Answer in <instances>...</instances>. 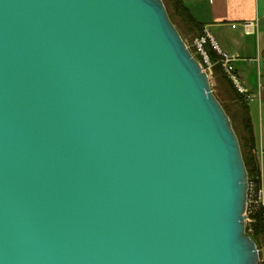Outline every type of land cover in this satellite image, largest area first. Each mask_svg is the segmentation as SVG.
Segmentation results:
<instances>
[{
	"label": "water",
	"instance_id": "obj_1",
	"mask_svg": "<svg viewBox=\"0 0 264 264\" xmlns=\"http://www.w3.org/2000/svg\"><path fill=\"white\" fill-rule=\"evenodd\" d=\"M163 0H0V264H261L249 178Z\"/></svg>",
	"mask_w": 264,
	"mask_h": 264
},
{
	"label": "crops",
	"instance_id": "obj_2",
	"mask_svg": "<svg viewBox=\"0 0 264 264\" xmlns=\"http://www.w3.org/2000/svg\"><path fill=\"white\" fill-rule=\"evenodd\" d=\"M185 5L221 52L237 59L232 67L247 91L243 96L254 125L264 188V0H188ZM246 23L254 26L250 34L242 27Z\"/></svg>",
	"mask_w": 264,
	"mask_h": 264
},
{
	"label": "trees",
	"instance_id": "obj_3",
	"mask_svg": "<svg viewBox=\"0 0 264 264\" xmlns=\"http://www.w3.org/2000/svg\"><path fill=\"white\" fill-rule=\"evenodd\" d=\"M185 0H172V8L173 12L176 18H181L184 23L188 26L187 29L191 33L197 34L199 36H205L204 34V24L198 22L190 12V9L187 5H185ZM167 7V6H166ZM167 11L169 13V18L173 21V15L170 13V11L167 8ZM175 25V23H174ZM176 26V25H175ZM178 29V28H177ZM179 31V30H178ZM181 34V33H180ZM182 35V34H181ZM184 39V38H183ZM185 40V39H184ZM183 40V41H184ZM207 52L211 56V58L217 62L218 55L217 52L212 48L211 44L208 43L207 46ZM216 75L222 79V81L225 82V84L228 86L227 88L230 90L232 95L234 96V101L236 104L239 105V118L238 123L241 128V134H239L233 124V119L230 117L231 124L233 125V128L236 132L235 135H237L244 159V163L246 166V171L248 172V178L249 183H254L256 187L260 186V171H259V160L256 156V136L254 131V125L252 121V117L250 114L249 104L248 100L245 99V96L240 94L235 87H233L232 83L226 78V76H223L221 73V70L219 67H216ZM217 97V96H216ZM218 99V98H217ZM221 103V102H220ZM222 105V104H221ZM223 106V105H222ZM225 112L227 111L226 108L223 106ZM227 113V112H226ZM228 114V113H227ZM254 225H253V233L250 234V237L254 240V243L259 245L258 242L262 241L264 243V215L262 212H257V214L254 217ZM262 262L261 264H264V253H262Z\"/></svg>",
	"mask_w": 264,
	"mask_h": 264
},
{
	"label": "rangeland",
	"instance_id": "obj_4",
	"mask_svg": "<svg viewBox=\"0 0 264 264\" xmlns=\"http://www.w3.org/2000/svg\"><path fill=\"white\" fill-rule=\"evenodd\" d=\"M163 1H164L165 6H167L168 10L170 11V13L173 15L174 12H173V8L171 6L172 0H163ZM186 3L188 4V0H186ZM172 18H173V21H174L176 27L178 28L177 30H179L180 33L182 34V37L185 39L184 41L186 42L190 51L193 53V55L195 56V58L198 61L202 62V60L199 58V56L196 53L197 52L196 49H194V48H195V42H196L195 40H197L203 36H199L197 34L191 33L189 31V29H187L188 26L186 25V23H184L182 21L181 18H176L175 15H173ZM204 34L207 35L209 33L204 30ZM208 56H209L211 64H212L211 67H209L210 72L207 73L208 76L210 77L211 88H212L214 94L217 96L218 100L221 102V104L226 108V110H227L226 112L228 113V115L233 119V124H234L237 132L239 134H241V128H240L239 123H238L239 122L238 121L239 105L236 104V102L234 101V99H233L234 96L232 95L230 90L227 88L228 86L225 84L224 81H222V79L220 77H218L216 75V72H215L216 67H219L223 76H226V78L229 80V77L227 76V72L222 67V64H220L221 63V57L218 55V60L216 62L211 58L209 53H208ZM232 85H233V83H232ZM249 184H251V183H249ZM256 214H257L256 211L251 210L249 213V216H248L249 217L248 219L251 220L250 223L247 222V234L249 236H250V234L253 233V231H252L253 225H254V223H256V222H254V220H255L254 217ZM258 243H259L258 247L261 251L260 255H262V253H264V243L262 241H260ZM262 257H263V255L261 256V262H262Z\"/></svg>",
	"mask_w": 264,
	"mask_h": 264
},
{
	"label": "built area",
	"instance_id": "obj_5",
	"mask_svg": "<svg viewBox=\"0 0 264 264\" xmlns=\"http://www.w3.org/2000/svg\"><path fill=\"white\" fill-rule=\"evenodd\" d=\"M234 28H236V26H232ZM245 29V33L246 34H250V31L252 30V27H254L251 24H244L242 26ZM195 48L196 49V53L199 56V58L202 60L199 61L200 65L202 66V69L206 72L209 73L210 72V68L211 67V61L210 58L208 56V52H207V44L210 43L212 48L217 52V54L221 57V63L222 67L225 69V71L227 72V76L229 77V80L233 83V87H235L237 89V91L242 94V95H246L247 91L243 86V83L240 79V77L238 75H236V73L233 70L232 67V62H234L235 60H237L234 57L229 56V54H224L223 52H221L220 48L217 46V44L214 42L212 36H210L209 34L205 35L204 38L201 37L197 40H195ZM248 200H247V210H246V225L247 222H251L250 219H248L249 217V213L251 210H254L256 212H262L264 215V188L263 185L261 183V186L256 187L254 183L249 184V190H248Z\"/></svg>",
	"mask_w": 264,
	"mask_h": 264
}]
</instances>
